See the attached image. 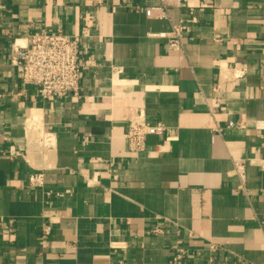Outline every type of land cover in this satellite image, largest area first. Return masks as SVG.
<instances>
[{"label": "crops", "instance_id": "obj_1", "mask_svg": "<svg viewBox=\"0 0 264 264\" xmlns=\"http://www.w3.org/2000/svg\"><path fill=\"white\" fill-rule=\"evenodd\" d=\"M188 3L158 19L143 8L159 0H0V219L14 221L0 264H264V168L246 164L245 190L230 174L232 158L264 159V0ZM180 21L172 51L154 34ZM57 30L81 36L85 65L76 96L43 100L10 49ZM137 116L170 140L130 152ZM26 118L54 144H34Z\"/></svg>", "mask_w": 264, "mask_h": 264}, {"label": "built area", "instance_id": "obj_2", "mask_svg": "<svg viewBox=\"0 0 264 264\" xmlns=\"http://www.w3.org/2000/svg\"><path fill=\"white\" fill-rule=\"evenodd\" d=\"M189 5L188 0H159V4L143 8L144 13L149 18L168 19L167 10L170 6ZM207 6V4L201 5ZM136 9L139 6H135ZM193 9V8H192ZM191 9L190 22H197V17ZM186 29L184 22L171 24V28L167 32L154 34L159 38L167 39V47L172 51H180L183 49V31ZM81 36H70L63 31L54 32L40 31L34 32L25 39H15L11 45L10 55L12 63L20 69V77L26 84L33 85L37 88L40 97L43 100L52 98H63L69 94L76 96L79 91V83L81 71L85 65L81 58ZM243 70H237L234 77H240ZM220 85L217 84L213 91L219 93ZM219 99L216 96L214 108L218 107ZM28 118L25 120L26 135L34 136V144L42 149H47L54 144V135L45 129L42 120L36 121L27 126ZM125 131V140L128 150L133 153L144 152L147 148L149 138L151 136H165L166 140H170L166 136V129L162 124H150L142 117H136L130 120ZM230 128H244L243 124L228 122ZM260 138V146L264 148V121H258L255 124ZM246 164L259 166L264 168V159L252 156L245 160L241 158H232V168L230 174L238 177L243 190L245 182V166ZM29 184L32 187H41L44 182V174L37 170L29 176ZM13 219H0V230L12 233ZM160 228L155 227L151 232L159 233ZM41 233L46 238L50 233V226L43 225ZM114 247L119 246L113 244ZM213 249L214 246L211 245ZM183 254L177 252L172 258L173 264L181 262Z\"/></svg>", "mask_w": 264, "mask_h": 264}]
</instances>
